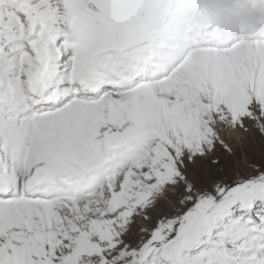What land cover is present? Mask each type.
I'll use <instances>...</instances> for the list:
<instances>
[{
  "label": "snow or ice",
  "instance_id": "obj_1",
  "mask_svg": "<svg viewBox=\"0 0 264 264\" xmlns=\"http://www.w3.org/2000/svg\"><path fill=\"white\" fill-rule=\"evenodd\" d=\"M0 264H264V35L0 0Z\"/></svg>",
  "mask_w": 264,
  "mask_h": 264
},
{
  "label": "clouds",
  "instance_id": "obj_2",
  "mask_svg": "<svg viewBox=\"0 0 264 264\" xmlns=\"http://www.w3.org/2000/svg\"><path fill=\"white\" fill-rule=\"evenodd\" d=\"M210 13L221 15L224 29L242 27L264 35V7H252L248 0H197Z\"/></svg>",
  "mask_w": 264,
  "mask_h": 264
}]
</instances>
